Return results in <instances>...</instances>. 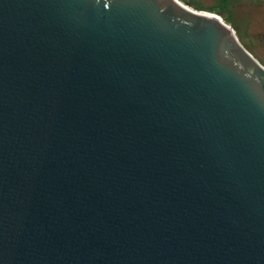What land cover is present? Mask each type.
<instances>
[{
	"label": "water",
	"instance_id": "1",
	"mask_svg": "<svg viewBox=\"0 0 264 264\" xmlns=\"http://www.w3.org/2000/svg\"><path fill=\"white\" fill-rule=\"evenodd\" d=\"M182 1L0 0V264H264V66Z\"/></svg>",
	"mask_w": 264,
	"mask_h": 264
},
{
	"label": "rangeland",
	"instance_id": "2",
	"mask_svg": "<svg viewBox=\"0 0 264 264\" xmlns=\"http://www.w3.org/2000/svg\"><path fill=\"white\" fill-rule=\"evenodd\" d=\"M232 26L242 46L264 66V0H191Z\"/></svg>",
	"mask_w": 264,
	"mask_h": 264
},
{
	"label": "built area",
	"instance_id": "3",
	"mask_svg": "<svg viewBox=\"0 0 264 264\" xmlns=\"http://www.w3.org/2000/svg\"><path fill=\"white\" fill-rule=\"evenodd\" d=\"M178 2H179V3H181V4L183 5V3H182V2H180L179 0H178Z\"/></svg>",
	"mask_w": 264,
	"mask_h": 264
}]
</instances>
